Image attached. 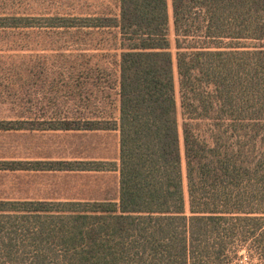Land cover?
<instances>
[{"label":"trees","instance_id":"trees-1","mask_svg":"<svg viewBox=\"0 0 264 264\" xmlns=\"http://www.w3.org/2000/svg\"><path fill=\"white\" fill-rule=\"evenodd\" d=\"M37 1L0 0V35L116 30L118 116L31 119L32 82L16 78L22 65L5 68L16 44H0V99L20 114L0 130H118L119 196L1 200L0 264H264V0H117L109 14L56 15L34 12ZM89 54L86 83L101 70ZM26 166L111 170L104 162L0 169Z\"/></svg>","mask_w":264,"mask_h":264},{"label":"rangeland","instance_id":"rangeland-1","mask_svg":"<svg viewBox=\"0 0 264 264\" xmlns=\"http://www.w3.org/2000/svg\"><path fill=\"white\" fill-rule=\"evenodd\" d=\"M116 4L117 0H38L31 6L34 12L45 15L69 12L109 14L117 11ZM40 33L43 31H17L6 36L0 35V44H16L11 47L18 52L14 56H6L4 62L2 61L5 68L18 69L22 65L20 69L26 73L23 72L22 77L16 78L20 84L29 80L32 82L29 106H33L34 110L28 117L37 118L38 121L54 117L77 120H101L110 116L116 118L118 71L114 49L118 45L117 31L94 32L90 36L80 34L78 39L65 31H46L44 35ZM169 37L172 52L175 54L172 18ZM84 53L96 57L90 67L99 65L101 69L93 71V78L88 79L87 83L83 78H79L80 72L84 71ZM100 53L104 56L97 57ZM96 60L99 61L98 64ZM27 71L32 73L28 74ZM77 85L79 87L75 90L76 93L69 96L68 89ZM41 86H44V91ZM88 92L92 94L89 100L86 99ZM55 93L59 94V97L54 98ZM42 94L46 95L45 99ZM36 107H42L43 111L37 110ZM18 115L20 114L17 106L10 102L4 103V100L0 99V121L19 120ZM179 121L181 123L180 109ZM60 132L65 131L0 130V166L3 163L104 162L111 170L80 171L77 176L72 177L74 172L39 173L38 168L27 167L28 165L20 170L0 169V201L63 202L118 199L119 177L114 165L119 162V131H86L99 134ZM47 159L49 161H43ZM186 212L189 214L187 193Z\"/></svg>","mask_w":264,"mask_h":264},{"label":"crops","instance_id":"crops-1","mask_svg":"<svg viewBox=\"0 0 264 264\" xmlns=\"http://www.w3.org/2000/svg\"><path fill=\"white\" fill-rule=\"evenodd\" d=\"M56 133H58V132H56ZM60 133H79V134H88V133H90V134H95V133H98V132L70 131V132H60ZM98 134H99V133H98ZM51 160H53V161H61V159H51ZM43 161H49V160L47 159V160H43ZM31 170L34 171V169H31ZM39 171H40L39 173L67 172V171H60V170H46V171H44V170H39ZM69 172H74L73 175H72V177H74V176H77V175L79 174L80 171H69ZM117 173H118V172H117ZM118 177H119V173H118ZM39 201H41V200H39ZM44 201H45V200H44ZM65 201H69V200H65ZM65 201H63V202H65Z\"/></svg>","mask_w":264,"mask_h":264}]
</instances>
